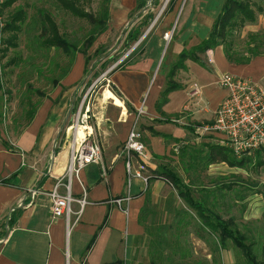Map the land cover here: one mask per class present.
Segmentation results:
<instances>
[{"label": "crops", "instance_id": "crops-1", "mask_svg": "<svg viewBox=\"0 0 264 264\" xmlns=\"http://www.w3.org/2000/svg\"><path fill=\"white\" fill-rule=\"evenodd\" d=\"M191 1L183 10L177 34L168 43L170 46L175 42L169 69L163 68V38L156 33L145 38L130 59L111 73L125 111L119 103V131L106 141L102 161L86 165L79 178L72 181L76 199L73 211L80 209L78 200L83 198L84 188L87 203L69 231L64 217H52L49 195L56 181L64 177L70 161L66 137L59 148L55 147L56 136L63 139L65 134L62 127L67 115V95L55 104L46 100L24 129L7 132L9 138L0 130V264H133V253L142 244L144 234L140 212L148 198L158 202L155 196L159 193L156 195L158 181L146 184L133 176L128 184L122 151L129 130L137 123L149 152L146 169H156L166 140L188 141L196 136L181 122H210L214 118L226 94L217 85L223 72L256 81L264 79V53L246 64H234L227 59L224 47L218 46L200 54L199 61L184 60L172 75L176 80L175 76L182 74L176 81L179 88L171 89L166 101L161 102L169 88L172 66L183 51L191 50L209 35L226 0ZM137 4L138 0H111V24L118 28L127 26ZM84 70L85 61L83 73ZM157 71L159 75L155 77ZM76 72L74 69L69 77L74 78ZM196 85L201 91L197 96L192 94ZM141 109L143 112L138 115ZM176 127L186 128L188 134L177 136ZM218 136L208 135L222 144ZM134 168L139 170L137 160ZM141 172L145 174L143 169ZM30 189L38 190L34 199ZM127 195L131 199L126 211V205L120 207L116 199ZM13 217L16 220L12 224Z\"/></svg>", "mask_w": 264, "mask_h": 264}, {"label": "rangeland", "instance_id": "rangeland-1", "mask_svg": "<svg viewBox=\"0 0 264 264\" xmlns=\"http://www.w3.org/2000/svg\"><path fill=\"white\" fill-rule=\"evenodd\" d=\"M45 1L18 0L11 7L4 8L7 16L18 5H22L29 12L30 17L27 22L22 23L17 48H10L4 58L1 57L3 46L0 39V81L3 85L0 92V130L4 137L9 138L7 132L21 131L26 127L25 123L28 117L25 111L28 99L32 98L34 102L40 103L38 110L46 100L49 99L51 103L55 104L64 95H67V115L62 127L65 134L63 139H60V135L56 136L55 147L59 148L63 144L67 134L65 129L70 123L71 115L83 103L84 109L87 106L90 107V125L93 127V132L103 151L109 136L116 135L119 131L118 121L121 117L119 103L125 111L122 99L114 88L111 78L112 71L124 65L139 49L145 38L156 33L163 38L162 59H165L163 68L168 66L169 69L175 42L170 46L168 43L180 28L184 8L189 1V3L192 1L186 0L182 12L178 15L184 0L174 10L167 8L170 0H160L157 5L156 0H143V7L133 13L127 26L118 28L110 22L109 29L97 36L89 49L90 63L85 74L82 72L85 61L83 53L73 51L72 55H69L62 48L46 49L40 46L38 23L41 21V16L38 13L39 9L44 6L49 8L59 24L60 31L71 42L77 44L79 51L84 49L86 40L92 36L91 33L96 32L95 23L56 6H50ZM81 2L87 11L95 15H101L105 4V0H81ZM249 2L251 8L261 7L262 11H257L254 14L255 21L246 23L236 33L239 44L237 49L243 53L246 51L245 42L249 39V35L264 31V0H249ZM150 12L154 13V19L148 27L143 28L142 36L130 48H127L125 40L129 32ZM167 32L172 33V36L169 35V39L165 37ZM8 35V32H3L0 37L4 38ZM96 50L99 53H95ZM13 59L14 62L11 63L10 61ZM104 60L107 61V67L102 69ZM9 62L10 64H7ZM74 69H77L75 77L70 78L69 75ZM64 71H67V74L63 76ZM158 73L159 71L156 72L155 77L159 75ZM57 77L58 84H54L53 79ZM175 77H177L176 80L171 76L170 84L178 83L176 81L182 77V74L179 73ZM37 90H40L42 94H39ZM112 95L116 98L109 97ZM175 134L181 137L186 136L188 130L176 127ZM141 140L146 144L145 139ZM208 142L217 143L208 136L202 138L194 136L188 141L166 140L165 152L159 156V159L156 158L159 160L156 161L158 164L169 165L187 183H190L196 197L203 195L204 188H218L215 198H212L213 208L225 219H234L236 226L253 243L258 258L264 261V147L241 156L234 154L238 159H245L242 166H231L225 162L209 165L203 163L199 166L193 162L192 155L204 154L208 149L206 146ZM143 171L149 175L148 184L158 181L156 195L159 193V196L157 198L155 196V199H158L155 204H158L156 211L159 212V218L162 219L164 215L161 214V202L174 199V194L177 191L167 181L155 178V174H152L149 169L144 167ZM229 185L230 187H228ZM181 202L183 203V201ZM168 215L171 220V214ZM159 218L157 217L156 220ZM188 230L186 245L190 248L194 258L207 260L212 264H245L241 250L231 240L226 241L225 248H221V244H219V249L214 252V247L209 242L194 236L192 226H189ZM148 243V239H145L140 247L135 249L132 258L133 264H149Z\"/></svg>", "mask_w": 264, "mask_h": 264}, {"label": "trees", "instance_id": "trees-1", "mask_svg": "<svg viewBox=\"0 0 264 264\" xmlns=\"http://www.w3.org/2000/svg\"><path fill=\"white\" fill-rule=\"evenodd\" d=\"M18 0H5L3 7H11ZM47 4L56 6L66 12H70L75 16L94 22L96 32L91 33V38L86 40L83 50H78L76 43L71 42L59 28V24L53 17L52 12L46 6L39 9L41 21L38 23L40 30V46L51 48H62L67 54L72 55L75 51L81 52L85 56V70L87 71L90 63L89 49L91 48L97 36L105 33L110 27V2L105 0L101 15H95L87 11L82 5L81 0H46ZM160 0H156V5ZM182 0H170L168 3L169 10L178 8ZM143 7V0H138L135 11ZM4 9V10H5ZM6 11V10H5ZM261 12L262 8H251L249 0H226L220 14L214 20L213 26L209 35L203 39L199 45L193 47L191 50H185L180 56L179 61L174 65L171 76L175 70L181 67L183 61L191 58L199 61L200 54H205L218 46L224 47V52L227 59L234 64H246L254 57L264 53V31L263 33L257 32L249 35V39L245 42V52L237 49L238 41L236 33L239 32L248 22H254L256 12ZM133 12V13H134ZM131 14V16L133 15ZM6 15V12H5ZM130 16V17H131ZM154 13L150 12L136 27L132 28L128 37L125 40L127 48H130L143 34L144 27H148L154 19ZM29 12L22 5H18L6 16V25L0 30L8 32V36L0 37L1 57L4 58L10 48H17L19 33L22 30V23L27 22L29 19ZM95 36V37H94ZM99 53L98 50L95 53ZM14 62V59L10 61ZM7 63V64H10ZM123 66V65H121ZM120 66V67H121ZM107 67V61L104 60L102 69ZM119 67V68H120ZM116 70V69H115ZM114 71V70H113ZM112 71V72H113ZM67 74L64 71L62 75ZM98 74V73H97ZM58 82V77L53 79V83ZM58 84V83H57ZM33 88L32 85H30ZM3 85L0 81V92ZM179 88V85L172 83L167 88L162 96V101H166V97L171 89ZM38 91V90H37ZM39 94L42 92L39 90ZM1 101V97H0ZM39 102H34L32 98L28 99V106L26 113L28 120L25 125L34 117ZM1 115V114H0ZM184 127L193 130L191 126L185 125ZM207 151L204 154L196 153L192 155L193 162L199 166L203 163L205 165L225 162L231 166H242L245 159H238L233 150L223 144L207 143ZM155 178L167 181L176 191L174 199H167L161 202L160 208L162 209L163 218H159L155 204L151 199H147L146 203L140 212L139 221L144 226V234L142 240L148 239V248L150 252L149 264H212L207 260L194 258L191 250L186 245L187 236L189 233L188 227H193V234L195 237L207 241L214 247V252L221 248H225L227 240H231L242 252L245 264H264L255 252L254 245L249 241L248 236L242 232L237 226L234 219H225L220 213L213 208V199L216 196L217 189L204 188L203 195L196 197L192 191L191 184L187 183L173 168L164 163H159L156 169L148 167ZM230 187V185L228 186ZM213 198V199H212ZM183 201V203L181 201ZM171 214V220L169 215ZM159 220H156V218ZM12 220V221H11ZM10 222L13 224L16 218L13 217ZM218 243V244H217Z\"/></svg>", "mask_w": 264, "mask_h": 264}, {"label": "built area", "instance_id": "built-area-1", "mask_svg": "<svg viewBox=\"0 0 264 264\" xmlns=\"http://www.w3.org/2000/svg\"><path fill=\"white\" fill-rule=\"evenodd\" d=\"M3 3L4 0H0V30L5 27L7 20ZM1 33L0 31V35ZM172 33L167 32L166 39H169ZM217 85L224 89L226 94L219 103L214 118L210 122L188 123L181 122L180 119H175V121L191 126L198 138L219 135L222 144L230 147L238 156L263 148L264 79L256 81L250 77L239 76L226 71L220 75ZM200 92V86L198 85L192 90V94L196 96ZM142 112L141 109L138 115ZM90 117V107L87 106L84 109L83 103L71 115L70 123L65 129L67 142L71 150L69 165L64 177L58 179L49 192L52 217H64L68 231L78 221L87 203V190L84 188L83 198L78 200L80 209L77 212L73 211L72 204L76 199L72 193V181L74 177L79 178L80 171L86 165L102 161L103 156L102 146L93 132V127L90 125ZM82 127L85 129L84 133L80 135L79 130ZM122 153L125 156L128 184L133 176L140 177L147 184L149 175L142 173L141 170L144 167L146 168L149 152L141 140L137 123H134L129 130ZM136 160L139 164V170L134 168V161ZM29 192L32 199H34L38 190L30 189ZM130 199L131 195H127L116 199V202L120 207L126 205L124 209L127 211ZM73 215H76L75 219L72 218Z\"/></svg>", "mask_w": 264, "mask_h": 264}, {"label": "bare ground", "instance_id": "bare-ground-1", "mask_svg": "<svg viewBox=\"0 0 264 264\" xmlns=\"http://www.w3.org/2000/svg\"><path fill=\"white\" fill-rule=\"evenodd\" d=\"M84 127H82L80 130H79V134L82 135L84 133Z\"/></svg>", "mask_w": 264, "mask_h": 264}, {"label": "water", "instance_id": "water-1", "mask_svg": "<svg viewBox=\"0 0 264 264\" xmlns=\"http://www.w3.org/2000/svg\"><path fill=\"white\" fill-rule=\"evenodd\" d=\"M185 1H186V0H184V1H183V3H182V6H181V9H180V12H181V10H182V8H183L184 4H185ZM180 12H179V14H178V15H180ZM172 31H173V30H172Z\"/></svg>", "mask_w": 264, "mask_h": 264}]
</instances>
